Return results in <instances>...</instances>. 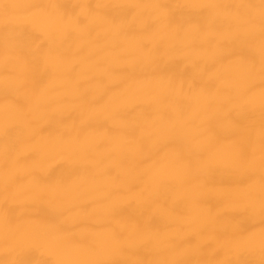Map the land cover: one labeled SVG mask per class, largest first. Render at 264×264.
<instances>
[{"label":"bare ground","instance_id":"1","mask_svg":"<svg viewBox=\"0 0 264 264\" xmlns=\"http://www.w3.org/2000/svg\"><path fill=\"white\" fill-rule=\"evenodd\" d=\"M0 264H264V0H0Z\"/></svg>","mask_w":264,"mask_h":264}]
</instances>
